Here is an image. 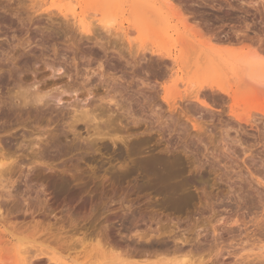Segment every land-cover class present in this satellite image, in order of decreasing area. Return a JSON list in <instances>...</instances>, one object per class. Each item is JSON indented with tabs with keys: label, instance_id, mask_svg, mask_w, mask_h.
<instances>
[{
	"label": "rangeland",
	"instance_id": "obj_1",
	"mask_svg": "<svg viewBox=\"0 0 264 264\" xmlns=\"http://www.w3.org/2000/svg\"><path fill=\"white\" fill-rule=\"evenodd\" d=\"M246 62L264 69V0H0V264H264ZM211 170L217 197L187 185Z\"/></svg>",
	"mask_w": 264,
	"mask_h": 264
},
{
	"label": "bare ground",
	"instance_id": "obj_2",
	"mask_svg": "<svg viewBox=\"0 0 264 264\" xmlns=\"http://www.w3.org/2000/svg\"><path fill=\"white\" fill-rule=\"evenodd\" d=\"M80 24H81V27H82V31L85 33V34H92L93 33V23H90V24H92V28H90L89 26H88V24H86L84 21H81L80 22ZM94 29H95V27H94ZM95 31L96 30H94V33H95ZM83 34V33H82ZM84 34V35H85ZM217 39V38H216ZM189 46H191V45H189ZM188 46V47H189ZM187 47V48H188ZM193 47L194 48H196V46H194L193 45ZM190 48V47H189ZM190 50V49H189ZM168 59V58H167ZM202 59V58H201ZM175 61V60H174ZM201 61V60H200ZM245 64V68H244V70L243 71H241V68H240V65L239 66H237V67H235V70H236V72H237V78L241 81V82H243V83H241L242 85H241V87L244 85H246V87H244V88H246L247 89V87H249L247 90L250 92V91H257V92H262V95L264 94V69L262 68V67H260V68H258V69H255V66L251 63V62H246V63H244ZM188 68L190 67L189 65L187 66ZM186 68V67H185ZM192 69V68H191ZM243 72V73H242ZM63 81V80H62ZM59 82H56V83H54V84H50V83H48V84H46L45 85V88L44 89H46V91H48L49 89H51L52 87H55V85H57ZM61 83V82H60ZM193 84V83H192ZM194 85V84H193ZM205 87V86H204ZM212 88V87H211ZM197 89V88H196ZM201 89V88H200ZM206 90V89H205ZM220 91L222 94H224V95H226L227 97H229V98H231V96H232V94H231V92L229 91V88H222V87H218V89H217V91ZM26 91V90H25ZM24 91V92H25ZM203 91V90H202ZM232 91V90H231ZM22 92V95H21V99H19V100H21V108H25L24 110H31V109H34V111H37L38 109V107H39V105H43V103H44V105L45 104H47V103H45L44 101H45V98H47L49 95V93H47V92H45V91H39V92H36V93H34V94H30V93H28L27 91L25 92V93H23V91H21ZM63 92V91H62ZM214 92H215V88H214ZM19 93V92H18ZM17 93V94H18ZM193 94H195L194 95V97H193V99L195 100V101H197V103L198 104H200L202 107H208V103H206L203 99H201L200 98V96H199V93H200V91H195V92H192ZM202 93V92H201ZM20 94V93H19ZM192 95V94H191ZM204 95V94H203ZM20 96V95H19ZM18 96V97H19ZM190 96V94L188 95V97ZM20 98V97H19ZM233 98V97H232ZM13 102V101H12ZM48 105V104H47ZM47 105H45V106H47ZM15 106V105H14ZM14 106H12V108L14 107ZM174 106V105H173ZM11 107V106H10ZM17 107H19V106H17ZM48 107V106H47ZM14 108H16V107H14ZM13 108V109H14ZM44 108V107H43ZM35 109H37V110H35ZM7 110V109H6ZM10 110V109H9ZM15 110V109H14ZM20 110V109H19ZM40 110H42L41 108H40ZM78 110V109H77ZM4 111V110H3ZM16 111V110H15ZM87 111V110H86ZM10 113L12 112L13 113V110L12 111H9ZM81 113V112H80ZM83 113V112H82ZM83 115V114H82ZM94 115V114H93ZM0 116H9V114H8V112L6 113V112H2V113H0ZM88 116H90V114H89V111L88 112H86V113H84V118H86V119H88ZM95 116V115H94ZM93 116V117H94ZM80 117H82V116H80ZM92 117V118H93ZM3 118V117H2ZM78 118V117H77ZM84 118H82V119H84ZM80 118H78V120H79ZM89 120V119H88ZM90 121V120H89ZM93 121H95L94 119H93ZM93 121H91V122H93ZM80 122V121H79ZM85 122H86V120H85ZM88 122V121H87ZM90 122V123H91ZM248 122V121H247ZM97 125V124H96ZM198 127V126H197ZM196 127V128H197ZM96 128H98V127H96ZM100 128V127H99ZM96 130V129H95ZM98 131V130H97ZM99 132V131H98ZM141 144V146H142V144L143 143H140ZM145 145V144H144ZM137 146V145H136ZM135 148V147H134ZM137 148H139V147H137ZM137 148H136V150H137ZM4 153V152H3ZM6 153V152H5ZM9 154V153H8ZM4 155H6V154H1L0 155V178L2 179V177H4V175H7V174H9L10 172H11V170L13 169V167H14V164H15V162L14 161H12V158L11 159H7L6 157H4ZM6 156H8V155H6ZM13 160H15V159H13ZM16 161V160H15ZM152 162V161H151ZM150 165V164H149ZM13 171V170H12ZM211 173H213V175H214V177H215V179H212V180H210V179H207V177L205 176V174L203 175V173H198L194 178L192 177L190 180H189V182L187 183V185L188 186H190V187H204L206 190L208 189V190H210V193L214 196V197H217L218 195V190H220L221 188H222V186L220 185V183H219V179H217V172L216 171H213V170H211L210 171ZM178 175V174H177ZM5 178V177H4ZM1 182V181H0ZM182 185V184H181ZM184 186V185H183ZM182 186V187H183ZM178 189V188H177ZM201 189H203V188H201ZM201 189H199V190H201ZM184 190V189H183ZM204 191V190H203ZM218 191V192H217ZM203 194V193H202ZM195 195V194H194ZM189 196V195H188ZM178 197H179V195H178ZM198 197V196H197ZM190 198H192V197H190ZM175 199V198H174ZM183 200V199H182ZM185 203V202H184ZM264 216V215H263ZM262 216V217H263ZM176 242V241H175ZM178 242H180L179 240H178ZM181 242H182V240H181ZM184 244H185V242H183ZM182 243V244H183ZM187 243V242H186ZM176 244V243H175ZM174 244V245H175ZM173 248V247H172ZM261 250H263L264 249V247L263 248H260ZM157 250V249H156ZM155 250V251H156ZM165 250V249H164ZM260 250V251H261ZM161 251H163L162 250V248H161ZM173 251L174 252H179V253H181V254H185L186 253V250L183 248V247H179L178 246V243H177V246H175L174 248H173ZM87 252V251H86ZM164 252V251H163ZM189 252H190V250H189ZM88 253V252H87ZM188 253V252H187ZM187 253L185 254V255H187ZM82 254V253H81ZM84 254H86V253H84ZM84 254H83V256H80L81 258L83 257V259H84ZM191 254V253H190ZM261 254V253H260ZM259 254V255H260ZM194 255V254H193ZM201 255V254H200ZM257 255V254H256ZM256 255H255V257H256ZM263 255H264V253H263ZM191 257V256H190ZM251 257V256H250ZM257 257H259V256H257ZM261 257V256H260ZM263 257V256H262ZM77 259L79 258V257H76ZM149 258V257H148ZM192 258V257H191ZM200 258V257H199ZM198 258V259H199ZM204 258V257H203ZM202 258V260H200L199 261V263H197V264H207V262L204 260ZM247 258H249V256L247 257ZM184 259V258H183ZM188 259V258H187ZM186 259V260H187ZM257 259V258H256ZM28 260V259H27ZM39 260H41L40 258H39V256L37 255V256H34V257H31V258H29V260L27 261V264H34L36 261H39ZM74 260V259H73ZM185 260V262H182V264L184 263V264H186L187 263V261ZM189 260H190V258H189ZM4 261V260H3ZM81 261V260H80ZM183 261V260H182ZM191 261V260H190ZM126 262V261H125ZM130 262V261H129ZM193 262V261H192ZM91 263V262H90ZM191 263V262H190ZM64 264V263H63ZM67 264V263H66ZM77 264V263H76ZM93 264V263H92ZM117 264V263H116ZM124 264H126V263H124ZM129 264V263H128ZM180 264V263H179ZM187 264H189V261H188V263ZM195 264V263H194Z\"/></svg>",
	"mask_w": 264,
	"mask_h": 264
}]
</instances>
